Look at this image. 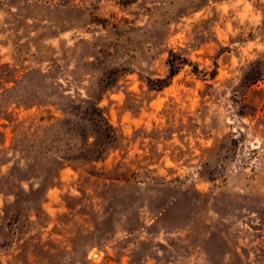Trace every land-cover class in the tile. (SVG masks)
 I'll use <instances>...</instances> for the list:
<instances>
[{
	"label": "rangeland",
	"instance_id": "obj_1",
	"mask_svg": "<svg viewBox=\"0 0 264 264\" xmlns=\"http://www.w3.org/2000/svg\"><path fill=\"white\" fill-rule=\"evenodd\" d=\"M0 264H264V0H0Z\"/></svg>",
	"mask_w": 264,
	"mask_h": 264
},
{
	"label": "trees",
	"instance_id": "obj_2",
	"mask_svg": "<svg viewBox=\"0 0 264 264\" xmlns=\"http://www.w3.org/2000/svg\"><path fill=\"white\" fill-rule=\"evenodd\" d=\"M169 65H170V74L166 78L159 80L160 83L157 85L158 88H164L165 86H167L170 82V79L174 77L179 71V66L173 59L169 60ZM101 117L102 119L105 120V117L103 115Z\"/></svg>",
	"mask_w": 264,
	"mask_h": 264
}]
</instances>
